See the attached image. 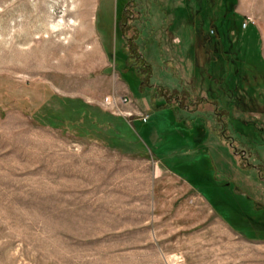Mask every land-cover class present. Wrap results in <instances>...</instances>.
<instances>
[{
  "label": "rangeland",
  "instance_id": "obj_1",
  "mask_svg": "<svg viewBox=\"0 0 264 264\" xmlns=\"http://www.w3.org/2000/svg\"><path fill=\"white\" fill-rule=\"evenodd\" d=\"M224 1L264 61V0ZM86 2L0 0V264H264V176L242 168L264 174V90L234 82L219 119L204 70L206 101L157 95L196 91L194 28L217 22L193 15L223 1Z\"/></svg>",
  "mask_w": 264,
  "mask_h": 264
},
{
  "label": "trees",
  "instance_id": "obj_2",
  "mask_svg": "<svg viewBox=\"0 0 264 264\" xmlns=\"http://www.w3.org/2000/svg\"><path fill=\"white\" fill-rule=\"evenodd\" d=\"M198 2V0H196ZM219 4V7L217 6V10L212 12V4L207 6L208 8L205 9V12L203 14L196 12V16L193 15L196 19L199 18V16H203V18L206 19V21H209L208 23L210 26H212L213 22H217V32L215 28L212 26L211 28H214V37H208L204 33H200L197 27L194 28L196 31L195 39L196 41L193 43V65H192V72H193V80L194 84H196L197 89L196 93L191 91L189 88H181L180 92H177L175 89H172V93H168L166 88H159L158 90V97L162 98L165 103L168 101L169 97L172 98L173 102H176L175 106L178 107L179 109L182 108V100L186 98L189 93H193L194 98H197L198 100L202 101L205 100V96H207L206 93L210 94V87L204 86L203 84H200V76L198 75L197 72L199 70H204L202 75H204V78L206 79L207 82H214L217 86V104L216 101L214 100L215 98L213 96H210V98L213 100L211 103L214 108H217L214 114L217 116L219 119L220 117H226L227 112L226 109L223 107H219V99L218 97L223 94V93H229L232 95V90H231V85L236 82V84L239 87H242L245 84V90L250 92V91H257L259 88L264 90V61L260 58L259 54L257 53L256 49L254 50L252 46V35H248L247 38H244L243 35H240L238 40L235 37V39L232 41L230 38V33H235V35L238 36L239 34V29H246L252 24L250 22H247L244 27L241 26V23L234 22L233 20H228L225 17H222V14L225 12V8L227 6L225 5V1ZM208 3V2H206ZM208 5V4H207ZM223 7V8H222ZM187 8V7H186ZM220 11V13H219ZM230 11V10H228ZM218 13V14H217ZM193 22V21H192ZM195 22V21H194ZM236 24V28L235 27ZM234 29V31H232ZM210 30V29H209ZM209 33V31H208ZM241 42V43H240ZM242 47V52H244L243 55L240 57L235 56V52L231 51ZM228 54H233V55H228ZM143 71L142 73L140 71L134 72L135 76L137 77V84L139 86V89L143 86H149L148 84V79L150 75V68L148 64L143 65ZM138 72V73H137ZM143 74V75H141ZM197 75L199 78H197ZM202 78V76H201ZM247 81V82H246ZM206 82V83H207ZM192 83V81H191ZM145 84V85H144ZM208 84V83H207ZM193 85L191 86V88ZM190 91V92H189ZM227 91V92H226ZM260 92H257L259 94ZM172 95H175V97H172ZM255 98V97H254ZM264 98V94H263ZM257 99V98H256ZM206 101V100H205ZM152 102V101H151ZM231 102V101H229ZM228 102V103H229ZM232 103V102H231ZM85 105V104H84ZM217 106V107H216ZM162 107H171L167 104H163ZM81 111H84L83 113H86L87 115H92V116H99L97 114L92 113V111L88 110V106H83L81 108ZM55 115H58L62 117L60 112H55L53 113ZM108 116V115H107ZM114 120L119 123V124H124L122 121H124L121 117H113ZM146 121V120H145ZM144 121V122H145ZM116 122H110L106 120L105 118H102L100 120V125L102 126H108L112 125L111 127L108 128V133H102L106 137H110L113 141L119 142L121 140V134L120 131L117 130V124ZM141 123H144L143 121H139ZM116 123V124H114ZM246 125H242L241 123L237 125L236 129L237 132L242 134L245 129ZM79 130L81 129L80 127ZM222 129H225V123L222 124L221 126ZM81 130H88V131H97L94 128H82ZM221 138L225 139L226 136L223 134L220 135ZM118 139V140H117ZM127 143H132L129 140H125V144ZM140 155L144 156L147 155L146 151L142 150L140 152ZM243 169H249V168H254L257 170L258 174L263 175L260 171V167L253 166L252 164L246 163L243 164L242 166ZM218 179V178H217ZM219 181V180H218ZM235 196L240 195V194H234ZM241 196V195H240ZM243 199L248 202V198L245 196H241ZM237 204V208L235 207L233 209L234 214L236 213H241L242 216L249 221V215L246 211L245 208H242L240 210V204L238 202V199H233ZM243 202V201H242ZM244 202L242 203V205ZM239 205V206H238ZM244 206V205H243ZM244 210V211H243ZM249 224V223H248ZM248 226V225H247Z\"/></svg>",
  "mask_w": 264,
  "mask_h": 264
},
{
  "label": "bare ground",
  "instance_id": "obj_3",
  "mask_svg": "<svg viewBox=\"0 0 264 264\" xmlns=\"http://www.w3.org/2000/svg\"><path fill=\"white\" fill-rule=\"evenodd\" d=\"M86 1H87V0H82V3H81V5H82V6H85L84 8H86L85 10H82V12H81V16H83L84 18L87 17V14H88V11H87L88 8H87V2H86ZM82 38H84L85 41H86V40L89 38V37H88V32H86V33L84 32ZM87 41H88V40H87ZM75 49H76V48H75ZM75 49H74V50H75ZM71 51H72V50H71ZM88 53H89V52L86 51L85 55H87ZM67 54H68V53H67Z\"/></svg>",
  "mask_w": 264,
  "mask_h": 264
},
{
  "label": "built area",
  "instance_id": "obj_4",
  "mask_svg": "<svg viewBox=\"0 0 264 264\" xmlns=\"http://www.w3.org/2000/svg\"><path fill=\"white\" fill-rule=\"evenodd\" d=\"M247 22H249L248 20L247 21H245V22H242V24H241V26L242 27H244V25L247 23ZM123 101H126L125 99H123ZM146 118H147V116L146 115H144V116H141V121H145L146 120Z\"/></svg>",
  "mask_w": 264,
  "mask_h": 264
},
{
  "label": "crops",
  "instance_id": "obj_5",
  "mask_svg": "<svg viewBox=\"0 0 264 264\" xmlns=\"http://www.w3.org/2000/svg\"><path fill=\"white\" fill-rule=\"evenodd\" d=\"M172 88H174V87H172Z\"/></svg>",
  "mask_w": 264,
  "mask_h": 264
}]
</instances>
